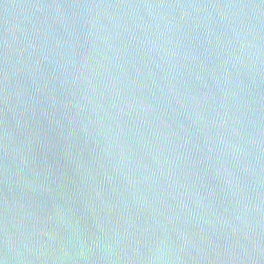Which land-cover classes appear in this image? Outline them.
Wrapping results in <instances>:
<instances>
[{"label":"water","instance_id":"95a60500","mask_svg":"<svg viewBox=\"0 0 264 264\" xmlns=\"http://www.w3.org/2000/svg\"><path fill=\"white\" fill-rule=\"evenodd\" d=\"M3 264H264V0H0Z\"/></svg>","mask_w":264,"mask_h":264},{"label":"clouds","instance_id":"9594fccd","mask_svg":"<svg viewBox=\"0 0 264 264\" xmlns=\"http://www.w3.org/2000/svg\"><path fill=\"white\" fill-rule=\"evenodd\" d=\"M0 264H3V261L2 260H0Z\"/></svg>","mask_w":264,"mask_h":264}]
</instances>
